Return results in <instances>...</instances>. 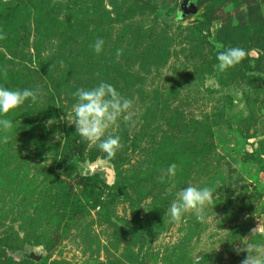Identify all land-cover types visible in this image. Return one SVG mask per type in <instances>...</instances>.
Returning <instances> with one entry per match:
<instances>
[{
	"label": "rangeland",
	"instance_id": "obj_1",
	"mask_svg": "<svg viewBox=\"0 0 264 264\" xmlns=\"http://www.w3.org/2000/svg\"><path fill=\"white\" fill-rule=\"evenodd\" d=\"M0 34V85L43 92L6 117L0 264H240L264 224V0H0ZM221 44L246 51L224 73ZM101 80L134 100L111 160L60 119ZM189 183L218 197L172 222Z\"/></svg>",
	"mask_w": 264,
	"mask_h": 264
},
{
	"label": "clouds",
	"instance_id": "obj_2",
	"mask_svg": "<svg viewBox=\"0 0 264 264\" xmlns=\"http://www.w3.org/2000/svg\"><path fill=\"white\" fill-rule=\"evenodd\" d=\"M6 36L0 34V40ZM103 38H97L90 47L99 55L104 49ZM217 64L214 66L219 72H227L230 68L236 67L246 57V51L240 47H227L217 45ZM123 49H118L117 59L122 55ZM62 63V62H61ZM0 74L7 77V67L0 68ZM253 75H264V73H253ZM43 95L42 90L37 88L11 89L0 85V142L8 143L10 137L7 135L13 129L12 120L7 115L23 106L26 101L35 104ZM73 96L75 103L72 110L61 116L70 126L74 125L76 134L87 143H90L105 154L107 159H114L118 151L124 147L121 137L109 133V129L118 127L122 121L126 126L132 127L135 124L134 100L122 95L114 85L101 80L92 88H78ZM177 165L170 164L163 169L158 180L163 183L166 178L175 177ZM218 197L217 192L208 186L198 187L189 183L186 187L176 191L175 198L171 201L165 216L172 222H179L186 213L195 215L199 222H205L207 218V207L212 205ZM264 224L260 221L258 226L253 227L246 237H242V246H235L237 255L244 253L240 264H264ZM203 257L198 256L194 264H199Z\"/></svg>",
	"mask_w": 264,
	"mask_h": 264
},
{
	"label": "water",
	"instance_id": "obj_3",
	"mask_svg": "<svg viewBox=\"0 0 264 264\" xmlns=\"http://www.w3.org/2000/svg\"><path fill=\"white\" fill-rule=\"evenodd\" d=\"M195 12H196V9L195 8H193V10L190 11V13H195Z\"/></svg>",
	"mask_w": 264,
	"mask_h": 264
}]
</instances>
